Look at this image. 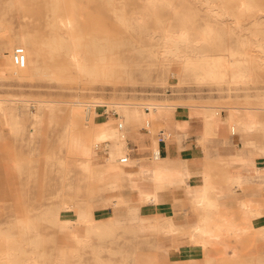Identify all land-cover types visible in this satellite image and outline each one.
Masks as SVG:
<instances>
[{
    "label": "rangeland",
    "instance_id": "374dc122",
    "mask_svg": "<svg viewBox=\"0 0 264 264\" xmlns=\"http://www.w3.org/2000/svg\"><path fill=\"white\" fill-rule=\"evenodd\" d=\"M246 1L253 11L241 13L233 0H0V98L21 115L0 114V264H213L210 253L229 255L225 243L179 254L159 230L162 216L155 223L142 220L148 225L139 233L126 210L124 173L138 165L133 155L153 156L154 140L167 129L146 116L153 105L165 104L177 116L188 107H207L208 119L229 111V120L232 108L241 106L252 109L264 127V0ZM65 20L69 26L61 25ZM183 29L195 42L181 46L177 57L167 51L169 38ZM74 50L85 59V70L75 67ZM203 55L242 62L251 81L201 79V70L185 60ZM97 100L107 103L97 117L115 129L122 117L120 136H128L110 166L104 130L96 127L89 163L64 142L93 137V119L79 106ZM123 108L139 114L125 117ZM70 124L72 133L66 131ZM108 140L119 142L111 134ZM124 156H131L128 166L121 164ZM116 169L117 177L111 172ZM107 200L115 201L109 210ZM63 205L71 207L68 228L56 217ZM87 220L100 229L88 230ZM176 231L174 238L183 235ZM217 264H264V252L254 246Z\"/></svg>",
    "mask_w": 264,
    "mask_h": 264
},
{
    "label": "crops",
    "instance_id": "0c3cea01",
    "mask_svg": "<svg viewBox=\"0 0 264 264\" xmlns=\"http://www.w3.org/2000/svg\"><path fill=\"white\" fill-rule=\"evenodd\" d=\"M233 1L238 9L239 1ZM160 107L162 110L154 118L148 116V110L145 113L150 120L167 128L165 137L159 135L154 140L153 154L159 153V159L155 161L146 152L137 157L140 155L137 153L133 156L138 165L124 173L128 178L126 187L130 189L123 193L126 202H130L126 210H130V217L135 216L134 224L138 226L142 220L155 223L162 216V223L172 224L183 232L176 238L169 234L167 246L176 244L179 254L193 249L194 255L204 249L195 244L192 234L208 219L209 232L224 228L225 233L217 243L227 244L229 254L233 251L240 254L254 246L264 252V127H247L243 120L241 125H233L229 111H225L217 118L216 128L209 129L207 107H188L179 116L170 114L165 104ZM260 118L264 121V116ZM257 122H261L258 117ZM118 130L122 131L112 128L108 134L119 138ZM125 140L128 144V136ZM108 141L102 139L107 142L110 157V145L118 142L108 144ZM153 170L165 178L157 191L156 205L145 201L141 188L131 179L135 177L137 182L146 184L148 191L153 177L148 174L144 179L143 174Z\"/></svg>",
    "mask_w": 264,
    "mask_h": 264
},
{
    "label": "bare ground",
    "instance_id": "6f19581e",
    "mask_svg": "<svg viewBox=\"0 0 264 264\" xmlns=\"http://www.w3.org/2000/svg\"><path fill=\"white\" fill-rule=\"evenodd\" d=\"M161 1L166 2L167 0H161ZM239 2L240 3H239L238 9L241 13H247V12H251L254 10V5L251 2L249 1L247 2L246 0H239ZM156 3H157V0H156ZM171 4L172 3L168 1V5H171ZM215 14L216 16H220L219 12H215ZM60 23L61 25L65 27V26H69L71 21L65 20ZM169 42H170V46H168L167 51L169 53L177 55L178 57L181 46L187 45L188 47L189 45H192L195 41L191 40L190 32L186 29H183L179 33L172 35L169 38ZM71 57L77 69L79 70L86 69L87 65H86L85 59L82 58L81 55L76 50L72 51ZM196 58L188 57L185 60V63L189 67H193V68L201 70V75H200L201 79H210L212 81L222 82L229 78L236 84H247L252 79L250 69L244 67L242 65V62L235 61L234 59H228L226 57L219 56V55L218 56L203 55V56H199V58L197 59ZM104 105H107V103L97 100V101L79 106V107L87 108V113L93 119V122H94L93 123L94 135L90 140L85 141L81 137H79L81 138L79 139L74 136H69L67 137V139L64 140V142L69 146L70 150L77 151L81 156L84 157L85 161H87L88 163L91 160H94V156H95L91 145L93 144L95 140L96 127H97V131L104 130L103 133L101 132L102 139L109 137V134H108L109 132L106 134L107 128H113L109 121L100 120L97 117V113L99 112L101 107H103ZM160 106H161V103L157 105H153L151 110L148 109V116L150 118H154L157 111L159 112L160 110H162ZM121 111L126 117L136 118L137 115L139 114V111L137 110H130V109L123 108ZM0 114L7 118H12V119L21 116L18 109L14 107L7 108L6 101L1 98H0ZM34 116L37 121H40L42 119V115L40 113L35 114ZM230 116H231L230 121L233 125H237V124L241 125L242 120L246 122L245 126L247 127L256 128L262 125L261 122L260 123L257 122V115L250 108H242L241 106L234 107L232 108V111L230 112ZM216 120L217 119H213V118L209 119V124H208L209 129H212L213 127L217 126ZM7 122L9 121L7 120ZM97 122L99 123L98 126L95 125V123ZM10 124L11 123H9V125ZM11 126L12 128H16L15 124H11ZM74 126H75L74 124H70L69 126L66 127V131L68 133H72L75 128ZM120 132L121 131L118 130L120 141L118 143L110 145L111 156L106 159L108 166H110L113 162L116 161V158L118 157L119 154H121L124 145L127 144L125 140L126 136L122 135V138H121ZM103 149H105L106 151L107 147H103ZM158 159L159 157H157V159H154V160L156 161ZM87 169L89 168L87 167ZM111 172L115 177H117V174L120 171L116 169ZM148 174L153 177V185H151L148 191H146L147 190L146 184L144 183L141 184L137 182L135 180V177H131V179L137 188H141L142 193L145 195V201L149 203L154 202V204H156L158 201L157 191L161 185H164L165 178H163L162 175L158 174V172H155L154 170L150 172L144 171L143 178L145 179ZM114 204H115V201L107 200V203L105 204V208L109 210L112 206H114ZM70 212H71V207L69 206L63 205L58 208L56 217H57L58 222L64 228H68L69 226L73 225V219L70 216ZM110 220L114 221L113 218H111ZM85 224L89 228L88 230H92L93 232L95 231L97 232L100 229L99 223L96 220H87L85 221ZM209 224H210V221L208 219H205L202 226L196 229V232H197L196 239L198 240V247L203 248V249H210L212 245L214 244L216 245L217 240H219L221 238V235L225 233L224 228H217L216 232H212V233L209 232ZM147 225H148L147 222L141 221V223L139 224V227H140L139 233L146 232L144 227H146ZM159 230L165 233H168V234L177 233L176 227L168 223L163 224L162 228H159ZM72 237L75 240H77L79 243L86 242V240H83L79 235L75 233L72 234ZM8 256L11 257L12 254H8ZM184 256L185 257L188 256V253L186 251L184 252ZM236 257H240V254L235 253L234 251L232 254H229L227 256L225 255L224 257H220L214 253H210L207 256L209 262L213 264H217L219 261L223 260L224 258L227 259V258H236ZM24 264H34V262L29 259V260H26Z\"/></svg>",
    "mask_w": 264,
    "mask_h": 264
},
{
    "label": "built area",
    "instance_id": "2783aa9c",
    "mask_svg": "<svg viewBox=\"0 0 264 264\" xmlns=\"http://www.w3.org/2000/svg\"><path fill=\"white\" fill-rule=\"evenodd\" d=\"M124 127L125 126H124L123 122H118V129L123 130ZM160 136L165 137L166 136L165 132L164 131H160ZM157 157H159V153L158 154H153V158L154 159H157ZM130 158H131V156H124L123 158H121V164L128 166L129 163H130Z\"/></svg>",
    "mask_w": 264,
    "mask_h": 264
}]
</instances>
